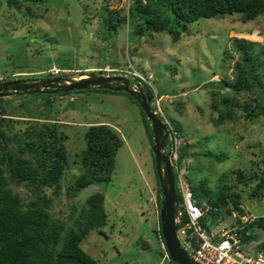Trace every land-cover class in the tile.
<instances>
[{
    "label": "rangeland",
    "instance_id": "374dc122",
    "mask_svg": "<svg viewBox=\"0 0 264 264\" xmlns=\"http://www.w3.org/2000/svg\"><path fill=\"white\" fill-rule=\"evenodd\" d=\"M130 1L38 0L29 6L28 13L26 7L14 10L0 0V79L44 78L52 67L71 68L72 79L91 73L124 77L126 74L118 71L125 72L127 67L150 78V90L161 96L159 106L165 118L182 128L184 150L179 152V169L188 186L204 180L216 194L236 195L247 214L263 215L264 189L258 196L252 189L264 178V90L259 94L236 93L209 84L235 77L234 64L239 60L233 49L236 40L253 44L262 64L264 84V14L245 23L238 14L200 19L191 23L177 41L166 32L146 31L144 37L137 36L132 23L107 36L102 22L107 17L104 8L122 11ZM100 10L105 16L102 20L95 15ZM126 76L137 83L131 74ZM34 95L0 98V115L12 122L10 129L5 123H0V128L10 137L28 126L54 124L64 137L68 167L61 192L52 199L51 217L71 225L78 216L75 213L73 219L68 218L72 205L79 211L89 195L102 192L107 226L83 239V251L97 264H171L166 258L160 260L155 252L158 176L151 151L153 138L149 141L148 137L152 129L139 105L123 92H73L51 97L48 105L44 102L47 95ZM222 97H234L240 106L252 104L261 115L246 118V112L236 107L231 120L215 126L213 119L222 109ZM94 124L114 128L123 141L115 157L113 179L103 191L89 186L71 201L66 188L81 171L84 135ZM9 146L16 144L11 142ZM238 174L244 182L238 181ZM11 187L25 202L31 198L24 188ZM47 194L51 195V190ZM232 208L230 205L223 210L224 217L217 223H210L212 231L231 226L234 217L228 210ZM254 235L257 238L249 245L251 253L257 252L259 248L255 247L264 241V229L256 227Z\"/></svg>",
    "mask_w": 264,
    "mask_h": 264
},
{
    "label": "trees",
    "instance_id": "16d2710c",
    "mask_svg": "<svg viewBox=\"0 0 264 264\" xmlns=\"http://www.w3.org/2000/svg\"><path fill=\"white\" fill-rule=\"evenodd\" d=\"M131 1L127 9L122 11L107 10L105 7L107 11L105 21L102 20L105 16L102 15L101 10L95 14L100 18L103 16L101 20L107 36L116 33L121 26L132 23L137 36L144 37L146 31L156 34L166 32L177 41L191 23L200 19L238 14L245 23L264 14V0ZM5 2L8 8L20 10L26 7L27 12L30 13L29 6L36 4L38 0H5ZM252 47V43L236 40L233 49L238 54L239 60L234 64L235 77L222 79L209 86L219 85L236 93L259 94L264 90L260 72L262 64L256 58ZM48 76L44 79L50 78ZM146 89L151 93L149 87ZM91 91L119 93L91 87L88 90L34 96L47 95L44 102L48 105L51 103V97ZM151 95L153 96L152 93ZM220 101L223 105L219 112L216 105H211V108L217 112V117L213 119L215 126L231 120L233 109L236 107H241L246 112V118L252 119L261 115L252 104L240 106L234 97H222ZM0 123L7 124L8 129L12 127L10 118L4 114L0 115ZM170 125L179 137H183L182 128L178 124ZM148 137L149 141L153 138L151 131ZM63 138L60 137L58 128L54 124L28 126L21 134H13L10 137L0 128V264H97L92 256L83 251L80 244L90 232L101 231L107 226V214L103 206L104 194L97 191L89 195L79 207V211L72 205L68 218L73 219L75 213H78V216L73 219L71 225L53 219L49 213L52 199L61 192L62 177L68 167L67 149L63 145ZM84 138L86 147L81 151L79 160L81 171L75 176L73 183L66 188L67 196L71 201L89 186H97L103 191L104 187L112 182L115 157L123 142L120 134L106 124L88 126ZM11 142L16 146L10 147ZM183 150L180 149L179 152ZM237 176L239 182H244L241 174ZM11 185L24 188L31 197L28 202L15 193ZM157 185L159 187L158 177ZM261 189H264V178L252 189V194L261 195ZM47 190H51V195L48 196ZM190 190L197 204L200 203L205 210L202 224L209 230L213 227L210 223L215 224L224 217L223 212L230 205L233 208L228 210L229 213L235 212L240 215L244 213L236 195H228V197L224 193L216 194L204 180L192 182ZM156 192L157 207L160 209V188ZM179 199L180 197L177 196V201ZM234 222L231 226L239 223V221ZM254 227L264 229L259 222H256L238 231L243 244H248L257 238L254 235ZM215 232L218 234L219 231ZM154 237L157 241L155 252L160 256V260L164 259V253L160 249L162 236L159 226L154 230ZM170 263L172 264L171 261Z\"/></svg>",
    "mask_w": 264,
    "mask_h": 264
},
{
    "label": "built area",
    "instance_id": "2783aa9c",
    "mask_svg": "<svg viewBox=\"0 0 264 264\" xmlns=\"http://www.w3.org/2000/svg\"><path fill=\"white\" fill-rule=\"evenodd\" d=\"M126 69L127 71L125 72L118 69V72L126 75L131 74L132 77L138 80V84L151 87L150 78H143L128 67ZM48 73L52 77H70L71 70L54 67ZM151 106L154 114L166 127L168 134L166 150L170 156V163L177 172L176 179L180 199L176 204L174 222L181 246L197 264H264V241L257 252L251 253L245 251L246 246L242 243V238L238 233V231L251 223L259 222L264 227V214L259 218L254 217L247 214L244 208L240 206L244 210L243 214L232 212L234 221H239L238 224L223 228L218 234L204 227L202 218L205 210L197 204L192 192L184 181L182 172L177 167L179 150L184 145L183 139L177 135V132L165 118L162 108L159 106V97L155 93H153ZM160 249L164 253V258L168 259V252L162 240H160Z\"/></svg>",
    "mask_w": 264,
    "mask_h": 264
},
{
    "label": "water",
    "instance_id": "95a60500",
    "mask_svg": "<svg viewBox=\"0 0 264 264\" xmlns=\"http://www.w3.org/2000/svg\"><path fill=\"white\" fill-rule=\"evenodd\" d=\"M116 83H120L116 85ZM91 87L113 92H123L139 104L150 123L153 135L152 154L161 193L159 218L162 240L170 260L176 264H197L181 246L175 226L176 186L169 155L165 153L167 131L161 120L154 114L151 106L152 95L138 83H132L123 76H104L91 73L85 78H52L36 82H0V98L13 94H58L71 91L88 90Z\"/></svg>",
    "mask_w": 264,
    "mask_h": 264
},
{
    "label": "clouds",
    "instance_id": "9594fccd",
    "mask_svg": "<svg viewBox=\"0 0 264 264\" xmlns=\"http://www.w3.org/2000/svg\"><path fill=\"white\" fill-rule=\"evenodd\" d=\"M52 68H54V67H52ZM51 68V69H52ZM56 68V67H55ZM101 75H104V76H112V75H107V74H104V73H101ZM114 76H121V75H118V74H114ZM124 77H126V78H128V79H130L129 77H127V76H124ZM52 78H70V77H50V78H48V79H52ZM81 78H85V77H81ZM44 79V78H43ZM131 80V79H130ZM152 94H153V92H151ZM158 96V95H157ZM159 97H161V96H159ZM152 99H153V96H152ZM170 123V122H169ZM182 138V137H181ZM167 141H168V137H167ZM152 146H153V144H152ZM166 147H167V145H166ZM165 153H167L168 154V152H167V150L165 149ZM153 155V154H152ZM169 155V154H168ZM154 158V157H153ZM179 159H180V154H179V158H178V162H177V167H178V170L180 171V169H179ZM169 160H170V156H169ZM154 163H155V161H154ZM171 164V163H170ZM171 167H172V170H173V173H174V177H175V186H176V196H178V194H179V189H178V182H177V179H176V175H177V172L175 171V169L173 168V166L171 165ZM180 172H182V171H180ZM185 172V171H184ZM183 178H184V181H185V183H186V180H185V176H183ZM187 184V183H186ZM188 185V184H187ZM189 187V186H188ZM189 189H190V187H189ZM191 191V190H190ZM157 193V192H156ZM180 197V196H179ZM177 198H176V204H177ZM158 214H159V209H158ZM249 214V213H248ZM251 215V214H250ZM252 216H254V215H252ZM262 216V215H261ZM261 216H259V217H261ZM254 217H257V216H254ZM259 217H257V218H259ZM158 221H159V224H158V226H159V228H160V218H158ZM158 226L156 227V228H158ZM160 230H161V228H160ZM163 241V240H162ZM169 256V255H168ZM167 260H169V262L171 261L170 260V257L167 259Z\"/></svg>",
    "mask_w": 264,
    "mask_h": 264
},
{
    "label": "flooded vegetation",
    "instance_id": "af4514ba",
    "mask_svg": "<svg viewBox=\"0 0 264 264\" xmlns=\"http://www.w3.org/2000/svg\"><path fill=\"white\" fill-rule=\"evenodd\" d=\"M20 80H18V78H14V79H12V80H7V79H0V82H8V81H23V82H25V83H29V82H36V81H39V80H41V78H23V77H21V78H19ZM118 84H120V83H116V85H118Z\"/></svg>",
    "mask_w": 264,
    "mask_h": 264
},
{
    "label": "crops",
    "instance_id": "0c3cea01",
    "mask_svg": "<svg viewBox=\"0 0 264 264\" xmlns=\"http://www.w3.org/2000/svg\"><path fill=\"white\" fill-rule=\"evenodd\" d=\"M252 242V241H251ZM251 242L250 243H248V244H245V246H246V250L248 249V251H250V252H252L253 250L252 249H250V247H249V245L251 244ZM262 243V242H261ZM261 243H259V244H257V246L255 247V246H253V247H255V248H260V246H261ZM252 247V248H253Z\"/></svg>",
    "mask_w": 264,
    "mask_h": 264
}]
</instances>
